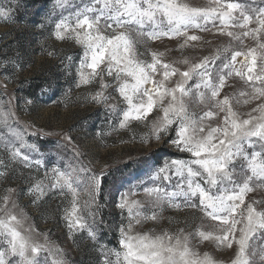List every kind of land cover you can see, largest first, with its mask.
<instances>
[{"label":"snow or ice","instance_id":"1","mask_svg":"<svg viewBox=\"0 0 264 264\" xmlns=\"http://www.w3.org/2000/svg\"><path fill=\"white\" fill-rule=\"evenodd\" d=\"M67 7L68 0H56L54 9L62 11L51 36L79 47L77 59L44 51L60 56L73 87L93 89L85 101L100 107L109 124L98 135L143 124L148 131L140 143L169 137L167 143L187 158L166 160L146 180L117 189L119 247L109 249L98 238L100 201L111 198L103 170L93 172L78 150L66 158L59 141L51 151L30 142L29 135L43 139L52 133L21 126L13 98H0V184L19 178L24 185L3 187L0 195V264H68L25 210H43L54 198H61L70 237L86 232L98 245L100 264H225L199 250L204 242L231 250L228 264H264V198L248 199L264 192V0H81L65 16ZM15 11L10 0L0 7V20L17 22ZM198 33L223 42L208 55H183L213 45ZM165 38L178 41L180 59L167 61L150 47ZM0 71L12 82L22 67L9 57L0 60ZM61 139L72 143L70 136ZM136 140L132 133L130 142ZM137 194L144 200L131 198ZM24 197L28 205L22 206ZM166 210H193L200 223L191 232L136 231L148 222L159 224Z\"/></svg>","mask_w":264,"mask_h":264},{"label":"rangeland","instance_id":"2","mask_svg":"<svg viewBox=\"0 0 264 264\" xmlns=\"http://www.w3.org/2000/svg\"><path fill=\"white\" fill-rule=\"evenodd\" d=\"M55 2L56 0H49L46 3L47 21L39 24L44 27L31 23L34 25L31 28V33L35 36L32 42L24 37L16 38V32L20 33L24 26L0 20V37L4 36L5 38L4 41H0V60L9 57L15 58L22 67V71L16 73L12 82H9L5 73L0 71V98L4 100L13 98V110L21 126L29 127L30 131L52 133V135H45L43 139L29 135L30 142L40 144L42 141H49L50 148L45 150L51 151L53 143L59 141L63 145L59 151L66 158L71 159L74 151L78 150L81 153L80 158L90 166L93 172L100 173L103 170L105 195L110 194L111 198L100 201L103 205L100 210L103 224L99 226L98 238L109 249L118 248L117 227L121 219L120 210L115 207V201L119 195L117 189L124 192L130 186L146 180L150 171L163 164L164 161L173 158H187V154L179 153L167 143L169 137H165L161 142L153 140L148 144L140 143L139 137L148 131V128L143 124L133 123L130 131L118 130L112 131L108 135H98L101 130L107 132L109 124L105 121L100 107L85 101L87 93L93 89L73 87L72 76L65 75V69L60 60V56L71 55L75 61L81 50L71 41L60 42L51 36L54 23L62 11L59 8L54 9ZM191 2L198 4L203 0H191ZM9 3L10 0H0V7L7 8ZM80 3L81 0H68V7L63 10V15H69L74 10L72 5ZM13 5L14 0H11V6L13 7ZM12 30H16V32H12ZM198 34L205 39L213 40V45H204L203 50L188 48L184 50L183 55L190 58L208 55L215 44L223 42L221 38L212 37L208 33ZM150 47L155 51L165 53L164 59L167 61L181 58L178 41L175 39L158 40L151 43ZM45 48L55 49L60 56L56 58L48 56L44 51ZM180 67L183 66L180 65ZM74 72L75 69H73ZM8 75H11L10 69ZM37 75L52 78V82L57 86V91L50 102L33 100L32 104H26V97L20 91L28 79ZM226 91H231V89H226ZM247 110V107L240 109L242 112ZM156 115L157 113L153 112L149 115L148 120L151 121ZM132 133L136 134V142H130ZM62 135L70 136L72 143L68 144L62 140ZM6 186L18 189L24 187L19 178L14 181L9 180L7 184H0V195L3 194V187ZM131 198L144 200L142 194ZM261 198H264V192L260 191L251 193L248 197L249 200ZM84 199L86 197L81 196V203ZM20 203L22 206L28 205V198L24 197ZM60 204L61 198H54L49 200L43 210H37L30 206L25 210L32 218L31 222L35 227L40 232L47 233L50 242L63 250L68 264H100L103 257L97 250L98 245L95 247L92 245L86 232H78L74 237H70L64 221L61 219L62 208L58 207ZM163 216L164 219L159 224L148 222L142 227L137 226L136 231L155 229L158 232L168 229L175 232L178 228H184L186 232H191L200 223L197 218L199 214L193 210H166ZM169 218H173L174 222L170 224ZM186 219L187 224L184 223ZM175 221H179V223ZM193 243H197V241H193ZM198 246L201 252L206 251L215 259L225 261V264H228L232 256L231 250H217L210 242H204Z\"/></svg>","mask_w":264,"mask_h":264},{"label":"trees","instance_id":"3","mask_svg":"<svg viewBox=\"0 0 264 264\" xmlns=\"http://www.w3.org/2000/svg\"><path fill=\"white\" fill-rule=\"evenodd\" d=\"M47 1L49 0H19L17 7V0H14L13 7L16 8V11L13 13V16L15 21H17L15 23L24 26L20 33L16 32V30H12V32L17 33L16 38H18V36L24 37L26 40L32 42L35 36L31 33V28L34 26L31 23H35L36 25L46 23ZM259 2L260 0H257V3ZM4 40V36H1L0 41ZM42 89L48 90L42 91ZM56 91L57 86L52 82V78L49 76L44 77L43 75H37L28 79L20 92L24 97L31 98L34 101L50 102ZM40 144L43 145L45 149L50 148L49 141H42Z\"/></svg>","mask_w":264,"mask_h":264}]
</instances>
